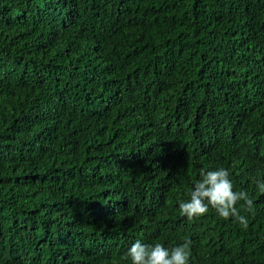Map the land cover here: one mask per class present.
<instances>
[{"label":"trees","instance_id":"obj_1","mask_svg":"<svg viewBox=\"0 0 264 264\" xmlns=\"http://www.w3.org/2000/svg\"><path fill=\"white\" fill-rule=\"evenodd\" d=\"M225 168L243 228L179 203ZM264 0H0V264H264Z\"/></svg>","mask_w":264,"mask_h":264},{"label":"clouds","instance_id":"obj_2","mask_svg":"<svg viewBox=\"0 0 264 264\" xmlns=\"http://www.w3.org/2000/svg\"><path fill=\"white\" fill-rule=\"evenodd\" d=\"M229 175L225 168L201 170L200 178L188 194L189 198L179 203L180 215L192 221L211 209L219 218H232L243 228H247L248 219L241 215L237 204L242 202L241 207L250 212L253 201L246 191H234ZM257 188L264 194V181L257 182ZM190 257L191 241L187 239L171 249L161 243L146 245L137 240L124 254V259L130 260L131 264H189Z\"/></svg>","mask_w":264,"mask_h":264}]
</instances>
